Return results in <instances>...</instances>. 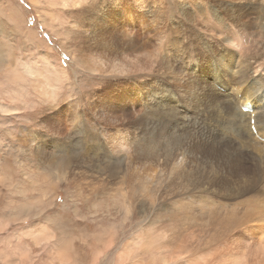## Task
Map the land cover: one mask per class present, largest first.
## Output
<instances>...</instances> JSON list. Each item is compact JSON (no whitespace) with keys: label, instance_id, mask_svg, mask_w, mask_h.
Wrapping results in <instances>:
<instances>
[{"label":"rangeland","instance_id":"1","mask_svg":"<svg viewBox=\"0 0 264 264\" xmlns=\"http://www.w3.org/2000/svg\"><path fill=\"white\" fill-rule=\"evenodd\" d=\"M137 1L0 0V264H163L159 247L173 260V232L150 227L152 216H142L157 200L152 184L143 186L138 155H131V168L125 154L111 153V138L131 140L129 128L145 109L146 91L162 78L169 80L162 83L166 90L180 97L178 109L188 103L182 100L186 76L179 83V74L148 78L151 64L130 56V45L147 42L151 51L164 47L163 55L177 56L182 52L172 45L174 31L184 22L194 37L208 36L199 30L207 27L205 20L194 23L180 14L184 3L206 9L246 0ZM181 55L176 65L188 72ZM138 94L139 103L129 109ZM200 104L204 112L216 109ZM213 113L187 116L211 131ZM178 173L168 170L163 180ZM150 236L152 252L142 248ZM252 257L245 256L244 264Z\"/></svg>","mask_w":264,"mask_h":264},{"label":"bare ground","instance_id":"2","mask_svg":"<svg viewBox=\"0 0 264 264\" xmlns=\"http://www.w3.org/2000/svg\"><path fill=\"white\" fill-rule=\"evenodd\" d=\"M263 1L255 0V5L254 0H246L245 4L231 3L223 8L210 4L206 9L184 3L180 14L194 23L205 20V31L201 27L199 30L208 34L206 39L194 37L185 22L174 31L177 37L172 45L177 54L182 52L186 57L188 72L176 65V59L178 63L182 61L181 54L176 56L171 51L163 55L164 47L151 51L152 45L147 42L130 45V56L141 57L140 61L147 59L151 64V75L144 74L148 78L179 74L175 78L178 83L186 81L181 85L185 90L182 100H188L183 103L190 111L184 104L180 109L176 107L180 97L166 90L162 83L168 79L162 78L154 82L158 90L146 91L145 109L140 110V118L129 128L133 136L131 140L128 135L125 138L130 144L123 138L125 135L111 138V153L125 154L126 162L127 158L129 164L132 162L130 167L134 165L130 157L136 153L143 186H153L157 204L149 211L144 209L143 218L151 215L149 226L159 225L160 232L170 228L174 237L170 234L169 239L175 240L173 244L178 242L172 261L170 251L158 248V259L163 264H244V257L250 254L252 264H264V191H259L264 188ZM170 57L175 59L167 61ZM216 85L242 94L241 99L224 96ZM139 98L138 94V100L131 101L128 108H136ZM200 102L213 104L216 109L206 108L204 112ZM244 108L252 112L246 114ZM187 112L201 117L214 112L207 123L211 131L200 128L196 118L191 120ZM176 169L178 176L163 180L168 170ZM156 206L159 209L154 214ZM153 239L145 238L142 248L154 251ZM127 256L125 252L120 257Z\"/></svg>","mask_w":264,"mask_h":264}]
</instances>
